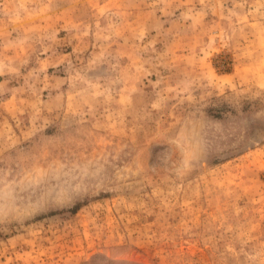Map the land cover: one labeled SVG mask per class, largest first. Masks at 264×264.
<instances>
[{
	"label": "rangeland",
	"instance_id": "rangeland-1",
	"mask_svg": "<svg viewBox=\"0 0 264 264\" xmlns=\"http://www.w3.org/2000/svg\"><path fill=\"white\" fill-rule=\"evenodd\" d=\"M0 264H264V0H0Z\"/></svg>",
	"mask_w": 264,
	"mask_h": 264
}]
</instances>
